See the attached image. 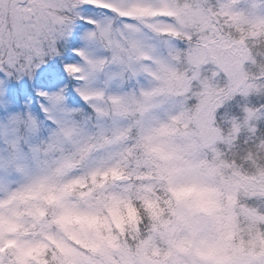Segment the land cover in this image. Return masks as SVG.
I'll list each match as a JSON object with an SVG mask.
<instances>
[{
    "label": "snow or ice",
    "instance_id": "6c2138e0",
    "mask_svg": "<svg viewBox=\"0 0 264 264\" xmlns=\"http://www.w3.org/2000/svg\"><path fill=\"white\" fill-rule=\"evenodd\" d=\"M264 0H0V264H264Z\"/></svg>",
    "mask_w": 264,
    "mask_h": 264
},
{
    "label": "rangeland",
    "instance_id": "374dc122",
    "mask_svg": "<svg viewBox=\"0 0 264 264\" xmlns=\"http://www.w3.org/2000/svg\"><path fill=\"white\" fill-rule=\"evenodd\" d=\"M231 107H227L226 109L228 113L232 116L241 117L242 116V107L247 105L252 108H260L261 105H264V95H250L248 97H241L239 95L235 96L232 100ZM257 135H260L264 132V121H257Z\"/></svg>",
    "mask_w": 264,
    "mask_h": 264
},
{
    "label": "trees",
    "instance_id": "16d2710c",
    "mask_svg": "<svg viewBox=\"0 0 264 264\" xmlns=\"http://www.w3.org/2000/svg\"><path fill=\"white\" fill-rule=\"evenodd\" d=\"M231 104H232V102L229 101V102H227L226 106H227V107H230V106H232Z\"/></svg>",
    "mask_w": 264,
    "mask_h": 264
}]
</instances>
